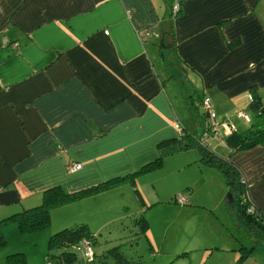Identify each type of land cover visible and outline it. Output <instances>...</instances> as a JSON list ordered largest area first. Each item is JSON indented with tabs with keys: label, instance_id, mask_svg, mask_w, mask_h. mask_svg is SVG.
I'll return each mask as SVG.
<instances>
[{
	"label": "crops",
	"instance_id": "1",
	"mask_svg": "<svg viewBox=\"0 0 264 264\" xmlns=\"http://www.w3.org/2000/svg\"><path fill=\"white\" fill-rule=\"evenodd\" d=\"M263 24L264 0H0V219L47 187L74 191L132 172L183 131L189 146L208 132L200 150L216 157L210 140L227 146L226 126L244 130L254 118L252 91L264 98ZM204 96L213 129L197 106ZM229 151L223 158L264 212V144ZM139 175L53 208L51 221H115ZM1 228L0 264L12 251L33 264L38 249L19 244L17 223Z\"/></svg>",
	"mask_w": 264,
	"mask_h": 264
},
{
	"label": "rangeland",
	"instance_id": "2",
	"mask_svg": "<svg viewBox=\"0 0 264 264\" xmlns=\"http://www.w3.org/2000/svg\"><path fill=\"white\" fill-rule=\"evenodd\" d=\"M170 54L165 50L167 63L171 61ZM226 147L223 143L216 144L215 139L210 140L209 150L216 157L223 158ZM206 149L203 156L200 145L164 154L160 168L140 173L139 185L136 183L130 190L133 202L128 203L127 210H119L123 212L119 218L103 224L93 217L89 227L95 237L91 244L95 256L88 264H121L106 253L114 245H119L130 264H236L241 245L252 246V251L240 264H264V230L255 231L237 220V191L226 184L217 166L205 161L209 156ZM136 187L145 197L144 209L140 207ZM229 192L235 200L225 203ZM184 193L189 197L187 202H169ZM142 212L148 221V232L136 234L139 225L135 217ZM74 221L80 222L69 219L57 225L53 219L47 228L32 231L34 234L24 232L19 244L28 243L32 249H38L34 253L37 259L35 255L31 258L33 264H57L56 257L47 256L48 236ZM32 236L37 238H33L35 246L29 240ZM39 251L43 252L41 263ZM76 252L77 258L71 264H82L85 261L82 251Z\"/></svg>",
	"mask_w": 264,
	"mask_h": 264
},
{
	"label": "trees",
	"instance_id": "3",
	"mask_svg": "<svg viewBox=\"0 0 264 264\" xmlns=\"http://www.w3.org/2000/svg\"><path fill=\"white\" fill-rule=\"evenodd\" d=\"M237 42L238 39H235L231 41V45H229L234 46ZM252 92L253 93L249 102V107L254 114V118L252 119L249 126L244 130L237 131L233 129L224 136V142L230 148L227 156H230L234 151L240 149H247L257 144H264V98L259 94H256L255 91ZM200 104H197L198 108L201 109L199 113L205 119L208 114L206 111L202 110ZM207 124L208 122L206 123V129H209ZM190 138H193L191 137L190 133L188 131H183L176 137V139L179 141L178 145L173 144L171 147H166V149L160 152L155 158L142 164L139 168L132 172H128L123 175H117L102 182H98L96 184L74 191H68L59 184L45 188L42 191L40 201L37 204L22 205L17 211H14L0 219V247L6 243V238L1 228L4 223L16 222L19 229L24 232L45 229L51 223V210L53 208L80 199L89 194L99 192L110 185L120 183L124 180H130L132 183H134V179L138 174L160 167L162 165L163 155L166 152L173 151L175 148L189 146L191 142H185V139L189 141ZM194 139L198 145L203 147L200 144L199 139L196 137H194ZM166 141L168 140L161 141L160 143ZM205 161L211 165L217 166L221 170L227 185L237 191V218L241 222H244V224H248V226L255 231L259 230L258 228H262L264 230V212L247 199L245 193V184L242 176L229 162L228 158L215 157L214 155L210 156L209 154V157ZM175 200L176 199L174 196V201ZM250 206H253V210L249 209ZM135 223L139 225V229L136 234H144L149 227L147 219L143 216V212L135 217ZM82 238L88 239L91 244L95 238L93 232L89 229L87 223L84 221L75 222L52 232L49 234L47 240V256L56 257L57 264L73 263L77 258L76 251L80 250L79 244ZM53 250H56V253H53ZM251 251L252 246L247 248L245 245H241L239 247V254L236 264H240L251 253ZM106 253L111 254L113 258L121 264H130L127 258L121 253L119 245H114L108 248ZM94 256V251L93 258L91 260H87L82 255L85 260L82 264H88V262L94 261ZM7 259L9 264H27L25 254L22 251L9 252L7 254Z\"/></svg>",
	"mask_w": 264,
	"mask_h": 264
},
{
	"label": "built area",
	"instance_id": "4",
	"mask_svg": "<svg viewBox=\"0 0 264 264\" xmlns=\"http://www.w3.org/2000/svg\"><path fill=\"white\" fill-rule=\"evenodd\" d=\"M178 10V3L176 1L175 5H173V12H177ZM201 108L207 112L208 114V126L209 129H213L216 125L215 123V111L211 108V103L209 100V97L204 96L201 99ZM226 129L228 132H231L233 130V128H231L230 126H226ZM208 133V132H207ZM205 134L203 135L202 138H200V144L205 147L206 144H208V135L209 134ZM81 166V163L77 162V163H70L68 165L69 170H75L77 168H79ZM176 201H178L179 203H185L188 201V196L186 193L184 194H179L175 196ZM250 210H253V206H250L249 208ZM80 250L82 251V255L87 259V260H91L93 258V250L91 247V242L86 239V238H82L80 240V244H79Z\"/></svg>",
	"mask_w": 264,
	"mask_h": 264
},
{
	"label": "water",
	"instance_id": "5",
	"mask_svg": "<svg viewBox=\"0 0 264 264\" xmlns=\"http://www.w3.org/2000/svg\"><path fill=\"white\" fill-rule=\"evenodd\" d=\"M233 201H234L233 194H232V192H229V193L227 194V199H226L225 203H231V202H233Z\"/></svg>",
	"mask_w": 264,
	"mask_h": 264
}]
</instances>
